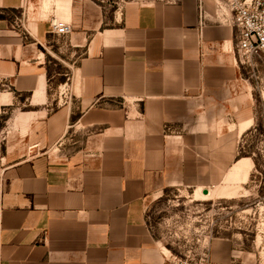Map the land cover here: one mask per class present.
<instances>
[{"label": "crops", "instance_id": "crops-1", "mask_svg": "<svg viewBox=\"0 0 264 264\" xmlns=\"http://www.w3.org/2000/svg\"><path fill=\"white\" fill-rule=\"evenodd\" d=\"M228 18L216 0H0V113L27 108L0 168V264L166 263L147 201L218 183L250 127Z\"/></svg>", "mask_w": 264, "mask_h": 264}, {"label": "rangeland", "instance_id": "rangeland-1", "mask_svg": "<svg viewBox=\"0 0 264 264\" xmlns=\"http://www.w3.org/2000/svg\"><path fill=\"white\" fill-rule=\"evenodd\" d=\"M102 1L111 12L130 0ZM69 52L73 58L79 54ZM239 72V104L246 107L250 126L237 140L236 159H241L218 183L204 189L207 194L172 187L145 205L154 237L172 255L196 260L207 252L212 264V256L226 253L230 264H264V57L239 66ZM25 109L5 107L0 113V168L6 165L7 147L21 138L14 119ZM246 128L241 125L240 131Z\"/></svg>", "mask_w": 264, "mask_h": 264}, {"label": "built area", "instance_id": "built-area-1", "mask_svg": "<svg viewBox=\"0 0 264 264\" xmlns=\"http://www.w3.org/2000/svg\"><path fill=\"white\" fill-rule=\"evenodd\" d=\"M216 8L225 11L233 31V48L239 66L248 65L264 57V0H216ZM200 25L202 9L198 6ZM50 32L59 37L71 33L70 26L53 19ZM148 223V221H147ZM149 225V224H148ZM165 264H211L209 254L204 252L198 259L181 258L169 251Z\"/></svg>", "mask_w": 264, "mask_h": 264}, {"label": "water", "instance_id": "water-1", "mask_svg": "<svg viewBox=\"0 0 264 264\" xmlns=\"http://www.w3.org/2000/svg\"><path fill=\"white\" fill-rule=\"evenodd\" d=\"M203 194H207L208 193V191L207 190H203V192H202Z\"/></svg>", "mask_w": 264, "mask_h": 264}, {"label": "bare ground", "instance_id": "bare-ground-1", "mask_svg": "<svg viewBox=\"0 0 264 264\" xmlns=\"http://www.w3.org/2000/svg\"><path fill=\"white\" fill-rule=\"evenodd\" d=\"M47 4H48V2H44V4H43V5H44V7H45V6H47Z\"/></svg>", "mask_w": 264, "mask_h": 264}]
</instances>
